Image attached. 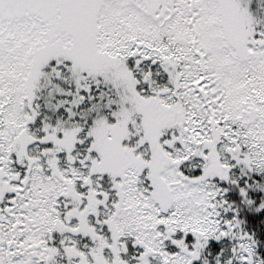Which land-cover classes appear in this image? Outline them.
<instances>
[{"label":"snow or ice","instance_id":"snow-or-ice-1","mask_svg":"<svg viewBox=\"0 0 264 264\" xmlns=\"http://www.w3.org/2000/svg\"><path fill=\"white\" fill-rule=\"evenodd\" d=\"M0 264H264V0H0Z\"/></svg>","mask_w":264,"mask_h":264}]
</instances>
